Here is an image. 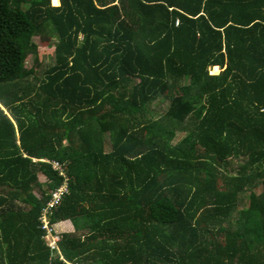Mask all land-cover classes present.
Wrapping results in <instances>:
<instances>
[{
	"label": "trees",
	"instance_id": "16d2710c",
	"mask_svg": "<svg viewBox=\"0 0 264 264\" xmlns=\"http://www.w3.org/2000/svg\"><path fill=\"white\" fill-rule=\"evenodd\" d=\"M58 1L0 0V264H264V0Z\"/></svg>",
	"mask_w": 264,
	"mask_h": 264
},
{
	"label": "built area",
	"instance_id": "2783aa9c",
	"mask_svg": "<svg viewBox=\"0 0 264 264\" xmlns=\"http://www.w3.org/2000/svg\"><path fill=\"white\" fill-rule=\"evenodd\" d=\"M50 163H51V166H52L53 169L58 170V172L60 174H63L62 167L58 163V161L51 160ZM65 190H66V184L65 183H63L57 189H55V191H53V193H52L51 200L48 202V207H50L51 205H53L54 203H56L57 200L59 199L61 193L63 191H65ZM45 213H46L45 211L44 212L42 211V214L39 217L40 226H41L42 229H47L48 231H51L52 229L50 228V226L48 224V218L46 217ZM56 240H58V236L53 234L52 239L50 240L51 246H54L55 245V241Z\"/></svg>",
	"mask_w": 264,
	"mask_h": 264
},
{
	"label": "rangeland",
	"instance_id": "374dc122",
	"mask_svg": "<svg viewBox=\"0 0 264 264\" xmlns=\"http://www.w3.org/2000/svg\"><path fill=\"white\" fill-rule=\"evenodd\" d=\"M51 4H52V0H51ZM52 5H54V4H52ZM34 41L35 42H38V38H34ZM53 41L54 40H51V43H53ZM47 51H49V49H47ZM42 56H41V61H43L44 64H49V63H52L53 62L52 59H49L48 57H46V54H42ZM30 64H31V57H28L27 60H26V66H30ZM219 71H220L219 68L216 70V72L213 70V68H211L210 73L217 74ZM163 106L164 105H161L159 107V110H162L161 107H163ZM155 116H156V114H155ZM179 137H180V134H177V137L176 138H179ZM38 178H39L40 181L44 180L43 175L40 174V173L38 174ZM35 195L38 196V194L36 192H35ZM58 223L61 224V225H59ZM58 223H55L53 225L54 231L56 233L55 235L61 234L62 232H66V231L67 232L72 231V225H71V223L69 221L66 220V222L65 221H62V223H60V222H58Z\"/></svg>",
	"mask_w": 264,
	"mask_h": 264
},
{
	"label": "bare ground",
	"instance_id": "6f19581e",
	"mask_svg": "<svg viewBox=\"0 0 264 264\" xmlns=\"http://www.w3.org/2000/svg\"><path fill=\"white\" fill-rule=\"evenodd\" d=\"M59 1L58 0H52V4L58 5Z\"/></svg>",
	"mask_w": 264,
	"mask_h": 264
},
{
	"label": "crops",
	"instance_id": "0c3cea01",
	"mask_svg": "<svg viewBox=\"0 0 264 264\" xmlns=\"http://www.w3.org/2000/svg\"><path fill=\"white\" fill-rule=\"evenodd\" d=\"M37 196V195H36ZM65 222H66V220H65ZM60 223H62V221L60 222ZM59 224V223H58ZM59 225H61V224H59Z\"/></svg>",
	"mask_w": 264,
	"mask_h": 264
},
{
	"label": "clouds",
	"instance_id": "9594fccd",
	"mask_svg": "<svg viewBox=\"0 0 264 264\" xmlns=\"http://www.w3.org/2000/svg\"><path fill=\"white\" fill-rule=\"evenodd\" d=\"M42 160H44V159H42Z\"/></svg>",
	"mask_w": 264,
	"mask_h": 264
}]
</instances>
